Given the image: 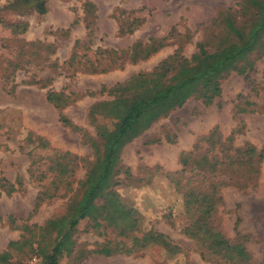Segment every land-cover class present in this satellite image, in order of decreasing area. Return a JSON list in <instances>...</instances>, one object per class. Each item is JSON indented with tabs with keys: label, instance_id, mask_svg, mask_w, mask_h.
I'll list each match as a JSON object with an SVG mask.
<instances>
[{
	"label": "rangeland",
	"instance_id": "374dc122",
	"mask_svg": "<svg viewBox=\"0 0 264 264\" xmlns=\"http://www.w3.org/2000/svg\"><path fill=\"white\" fill-rule=\"evenodd\" d=\"M239 1L125 0L115 7L118 21L126 29L130 27L131 18H142L143 22L132 35L135 41L149 45L152 56L113 69L114 65L121 64L122 54L120 57L115 54L117 58L111 65L110 56L100 52L102 47L122 46L129 38L114 41L113 37L93 28L92 38L87 43L86 38H81L83 30L80 29V39L74 45L69 35L65 36L52 26L66 8L74 11L77 19L81 3L47 0L46 12L37 15L31 5L13 9L11 0H0L1 259L15 264H41L39 257L30 256L26 249L7 254L6 244L23 236L33 249L36 246L48 248L53 231L45 226L46 222L64 215L66 207L78 208L99 176L100 169L92 166L106 152L102 147V135L111 128V122L100 116L90 117V107L112 100L107 94L110 87L138 73L150 72L180 46V54L187 60L185 76L190 74L187 69H191L196 80L184 82L185 77L180 73L168 71L165 83L179 84L173 98L153 100L155 93L149 85L141 84L134 100H130L133 95L130 94L120 102V116L138 110L139 115L128 133L131 138L123 139L112 149L116 154L113 178L117 185L114 190L119 201L107 203L105 215L114 220L122 207H130L139 220L138 230L132 236L149 230L160 233L181 253L172 255L160 247L149 246L141 253L102 257L93 253L101 244L124 240L117 237L112 227L101 223L94 228L90 220H83L72 232L73 250L63 256L59 264H212L200 259L195 243L183 234L188 223L184 210L188 189L185 183L190 177V186L196 181L200 191H204L209 180H199L191 170L192 165L180 173L182 167L178 159L180 153L191 151L199 154L206 150L210 154L212 148L223 141L230 142L234 148L249 143L256 150H262V159L253 188L225 186L219 189L221 204L216 208L212 226L230 242L235 239V228L246 237L244 247L251 259L264 264V54L252 56V69L243 75L235 72L224 75L220 70L212 73L209 69L221 61L222 54L214 51L234 41L224 34L225 12L237 23L245 20L233 13ZM140 5L141 11L128 15V11H136ZM227 10L231 11L227 13ZM211 18L214 19L209 23ZM20 23L27 25L20 34H14L7 27ZM104 24L108 30V22ZM35 41L41 46L40 50L26 45ZM197 44H202L205 56H198ZM70 53L73 60L69 59ZM20 55L23 62L29 63L22 62V67L14 70ZM34 55L37 59L32 62ZM85 60L92 67L99 64L108 71L101 74L83 72L87 67ZM214 81L219 93L212 97ZM47 92H61L68 97L70 102L60 113L76 129L58 121L56 109L45 99ZM175 99L179 104H175ZM25 131L44 139L50 149L79 158L70 190L59 191L57 197L43 201L33 213V200L48 184L49 177L42 173L45 152L34 151L31 157L26 155L22 135ZM166 173H170V177H166ZM225 173L217 177L218 180L225 182ZM231 177L237 183L250 179L241 171ZM7 216L12 217L11 223L6 220Z\"/></svg>",
	"mask_w": 264,
	"mask_h": 264
},
{
	"label": "trees",
	"instance_id": "16d2710c",
	"mask_svg": "<svg viewBox=\"0 0 264 264\" xmlns=\"http://www.w3.org/2000/svg\"><path fill=\"white\" fill-rule=\"evenodd\" d=\"M13 9H19L20 7L31 5L32 10L37 15H43L46 12L45 2L46 0H11ZM61 2H69L72 0H59ZM80 2L82 12V23L85 29L84 38L87 39V43L92 38L94 20H95V7L90 0H73ZM236 11L234 14L242 16L245 20L237 23L235 22L231 14L224 15L222 19L223 30L227 38H232L234 41L232 44L218 50L215 53H221V61L215 63L212 68H209L212 73L228 74L229 72H235L238 75H243L252 69L254 60L252 56H258L264 54V0H240L236 4ZM143 8H138L136 11H128L129 14H135L141 11ZM231 10H227L229 13ZM117 9L114 8L111 13V18L117 22L118 31L117 37H121L125 34H131L134 30L143 22L142 18L133 17L130 23L123 29L122 24L118 21L116 15ZM214 18H211L209 23H212ZM215 21V20H214ZM76 24L74 19L71 25ZM14 34L23 33L27 27L25 23L7 25ZM95 29V28H94ZM69 29L59 30L60 33L68 35ZM226 38V37H225ZM226 38V39H227ZM77 41L74 42V45ZM32 49L40 50L41 46L37 41L26 44ZM225 44H222L223 46ZM220 46V45H219ZM220 46V47H221ZM51 46H44L43 48H50ZM140 48L139 51L137 49ZM197 53L199 57H203L206 54L202 44L196 45ZM100 51V49H95ZM100 52L106 56H110L111 65H114V60L120 57L122 54V61L119 65H114L113 69H121L126 63H136L137 61L147 60L152 51L148 44H142L135 41L124 51L106 50L103 49ZM181 47L178 46L171 55L159 61L150 72L138 73L132 76L120 84H115L107 90V94L112 96L113 99L107 102H100L90 107L88 113L90 117L100 116L106 118L111 122V128L105 130L102 135V147L105 149L104 155H100L95 160L94 166L100 169L99 176L94 183L87 190L82 202L78 205V208L66 207L64 215L48 220L46 225L53 231V238L51 239L48 248L42 247L32 248L27 239L21 236L17 241H11L6 244V253L13 251H21L26 249V253L30 256H37L41 260V264H59L61 258L65 255H69L73 250L74 242L71 239L72 232L79 222L83 220H90L92 226L97 228L101 223L105 227H112L116 231L117 237L120 239L118 242L110 243L105 241L99 246L93 253L102 257H109L114 254L132 255L141 253L145 248L149 246L160 247L168 254L181 253L179 248L172 244L171 241L164 235L156 233L154 231H146L140 234V236H132L133 232L138 230V218L136 212L130 207H122L120 214L111 220L105 215V209L107 203H117L118 195L114 190L117 185V181L113 178V166L116 160V154L112 149L115 145L123 142V139L129 140L131 138L129 131L138 119L139 110L133 114H126L120 116V102L125 101L130 96V100H134L139 94L138 89L141 84L149 85V89L155 93L153 100L173 98L176 90L179 88V84L165 83L166 72H174L180 76H184V82H193L197 79L191 69H187L190 72L185 76V68L187 60L180 54ZM52 53V51L50 52ZM119 55L114 57V55ZM20 55L19 60L14 64V70L22 67ZM73 55L70 53L69 59L73 60ZM32 62L37 59V56H32ZM27 64L29 62H23ZM86 68L83 72L89 74H101L108 71L107 68L101 67L99 64H89L88 60H85ZM222 71V72H221ZM11 72L9 73V75ZM181 83V82H180ZM216 81L212 86V97L218 95ZM46 101L51 103L57 111L58 121L66 127L72 126L65 117L60 113L61 109L70 102L68 97L64 96L61 92H47L45 96ZM175 99V104H179V101ZM208 103V101H204ZM23 143L25 144L26 155L31 157L32 152L42 151L46 153V157L43 162L42 173H45L49 177L48 184L43 187L35 196L32 205L31 213L35 212L38 206L45 200H49L58 196L59 191H68L71 186V178L75 169V163L79 160L74 155L68 152H59L57 150L50 149L47 142L41 137L32 134L29 131L23 132ZM123 140V141H122ZM23 149V148H20ZM213 152V153H212ZM206 150L196 154L195 152L180 153L178 162L182 167L181 172L187 168L196 172L195 176L198 179L209 180L204 187V191H200L199 184L195 181V185L190 186V177L186 181L187 186L186 195L184 196V210L188 218V223L183 228V234L191 239L197 249L199 250V257L201 260L211 262L212 264H257L254 262L246 248L244 243L246 237L241 236L234 228L235 239L230 242L226 240L219 232L212 226V218L216 213V208L221 204L219 189L225 186H232L238 189L253 188L255 185L256 175L258 173V166L262 159V150H256L249 143H244L241 147L234 148L228 141H223L218 144L216 148H212L211 153L208 155ZM113 162V163H112ZM30 160V164H32ZM241 171L244 177H250V179L244 182H235L231 176L236 172ZM226 172V173H225ZM227 176V180L220 181L217 177L224 175ZM230 174V177L228 174ZM166 177H170V173L165 174ZM177 185V183H175ZM202 185V183H200ZM203 187V186H202ZM6 220L11 223L12 217L7 216ZM237 220L234 222V227ZM99 234V232H98ZM0 264H15L8 259H1Z\"/></svg>",
	"mask_w": 264,
	"mask_h": 264
},
{
	"label": "crops",
	"instance_id": "0c3cea01",
	"mask_svg": "<svg viewBox=\"0 0 264 264\" xmlns=\"http://www.w3.org/2000/svg\"><path fill=\"white\" fill-rule=\"evenodd\" d=\"M90 1L94 5L95 10H96L95 11V20H94V28H95L94 30L95 31L97 29L102 34H108V36L110 38L113 37L114 41L129 38L128 42L125 45H122V46H120V45L119 46H104L102 48L103 49L108 48V49H112L115 51H119V50L127 49L128 47H130L131 44H133L136 40L132 35L133 32L131 34H125L121 37H117V31H118L117 22L113 18H111L112 10L120 4H124L125 0H101L99 2H97L95 0H90ZM59 2L62 4L66 3V2H61V1H59ZM75 2H77V1H75ZM141 5L138 7L141 8ZM45 8H46V2H45ZM131 8H127V9H131ZM65 10L66 11L63 12V14L55 20V22H54V24H52V26L55 29H59V30L69 29L68 35L74 41H76L77 39H80V37H79L80 33L79 32H80V29H82L83 33H82L81 38L83 39L85 36V29H84L82 19H81V17H82L81 7L79 6L80 15H79V17H77V19H76L74 11L68 10L67 8ZM74 19H76V24L71 25V23ZM106 22H108V30H106V28H105L104 23H106ZM150 56H152V54Z\"/></svg>",
	"mask_w": 264,
	"mask_h": 264
}]
</instances>
